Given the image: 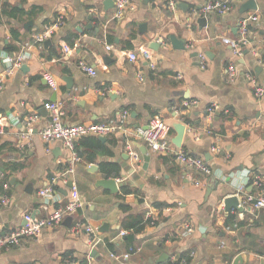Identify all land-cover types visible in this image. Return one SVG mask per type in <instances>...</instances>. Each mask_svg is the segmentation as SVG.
Wrapping results in <instances>:
<instances>
[{
  "label": "crops",
  "instance_id": "0c3cea01",
  "mask_svg": "<svg viewBox=\"0 0 264 264\" xmlns=\"http://www.w3.org/2000/svg\"><path fill=\"white\" fill-rule=\"evenodd\" d=\"M174 1L170 9L167 0H133L117 17L110 0H0V200L8 199L7 206L0 205V235L21 227L28 214L45 218L66 203L68 182L82 201L68 216V225L65 217L37 239L1 252L0 264H167L180 259L185 264H264V209L256 211L248 202L250 196L264 195V187L256 188L248 179L251 174L264 182V96L256 98L246 80L251 75L264 88V0H255L257 10L243 14L238 11L244 2H233L224 16L199 14L205 0ZM250 14L256 20L248 26V43L238 48V22ZM47 29L46 40L35 42ZM64 45L71 49L68 56ZM141 48L151 52L154 70L143 60L128 59ZM22 51L26 57L21 65L6 75L2 60ZM80 63L93 68L95 77L81 70ZM45 71L57 82V92L47 87ZM66 78L72 81L69 93ZM186 102L194 104L185 107ZM48 103L62 105L68 126L116 120L126 111L127 132L105 137L96 148L87 138L80 140V160L67 174L69 152L58 141L45 144L38 135L50 121L44 108ZM212 104L218 109L207 115ZM33 116L37 119L28 134L25 122ZM154 117L169 125L170 147L202 159L212 175L179 164L171 154L147 150L150 161L139 178L142 188L132 182L111 194L99 187L103 179H115L117 185L129 181L119 164L127 145L137 155L132 167L141 169L140 148L145 145L135 133ZM178 125L184 127L180 147L173 143ZM45 187L58 199L47 208L39 196ZM233 194L242 213L224 212L223 198ZM137 219L143 228H128ZM76 224L97 228L94 243L83 230L73 231ZM103 224L108 227L99 232ZM186 227L192 229L189 235H183ZM130 248L126 262L111 257ZM164 254L167 259L158 262Z\"/></svg>",
  "mask_w": 264,
  "mask_h": 264
},
{
  "label": "built area",
  "instance_id": "2783aa9c",
  "mask_svg": "<svg viewBox=\"0 0 264 264\" xmlns=\"http://www.w3.org/2000/svg\"><path fill=\"white\" fill-rule=\"evenodd\" d=\"M115 8V15L117 17L122 16L127 8L130 7L133 0H112ZM248 0H205L201 7L198 9L199 14L206 16L208 14H216L218 16H224L229 13L232 9L233 2H246ZM167 6L170 9L175 7L174 0H167ZM256 20L255 15H248L242 18L238 22V33L239 39L235 46L238 48L240 45H247L248 41V31L249 24ZM59 20L55 25L58 26L60 24ZM50 34V30L47 29L45 33L40 36L35 37V42L42 43L46 40L47 35ZM234 51V56H241V51L239 49ZM62 52L64 56H68L71 53V49L68 46L62 47ZM26 57V54L22 51L16 58H4L2 60L3 63L7 64L8 68L6 70V75H10L15 69H17L23 59ZM128 59L131 62H136L139 60H143L146 62L147 67L150 70H154L156 68L155 60L151 52L148 49L141 48L138 53L131 52L128 54ZM199 66L201 69L205 68V58L204 56H199ZM80 68L88 75L95 77L96 72L93 68H90L84 63H80ZM229 75L231 78L235 77V70L233 66L228 68ZM42 78L46 82L47 87L52 92H57L58 86L54 77L49 73V71H45L42 73ZM246 80L252 86L254 96L256 98H262L264 96V88L258 83L257 79L251 75L246 76ZM4 86V78H0V91ZM194 103H184L185 107H190ZM45 110L48 111L50 115V121L48 124L42 128L38 135L40 139L45 144H51L54 142H60L62 146L69 152L70 155V167L67 170V174L73 173V164L78 162L79 156L77 152V143L83 138L88 137H108L115 134H126L127 132V123L126 120L128 118V113L123 112L116 120H109L104 123H90V124H82V125H65L63 122L64 112L62 109V105L60 103H48L44 106ZM218 107L216 104L210 105L206 109L207 115L213 114L217 111ZM37 119V116H33L29 118L25 122L26 133H32V122ZM146 129H137L135 136L139 138L145 145L146 149L154 153L156 155H169L171 154L173 158L179 164L191 168L204 176H211L212 170L208 167V165L202 160L192 155L183 153L182 151L175 150L170 147L168 136L170 127L165 123V120H162L159 117L151 118L147 125ZM128 155L131 160L136 161L137 155L136 152L130 149L129 145H127ZM249 181L256 188H263L264 182L259 176H252L249 174ZM54 190L51 187H45L39 192V196L44 200V208H47V204L50 202L58 201L57 197L54 196ZM248 202L252 206L254 210L264 209V195L259 196H250L248 197ZM8 199L6 197H2L0 200L1 206H7ZM82 206V201L80 195L76 189V187H72L70 190V196L66 203L61 205L60 207L54 209L47 217L45 218H35L31 217V215H26L24 217L25 224L14 231L8 233L7 235H0V253L13 247L17 246L22 241L37 239L42 230L45 228H50L58 225L65 217L71 216L74 214L79 208ZM83 230L87 235L90 236L89 242L92 244L97 239V228H93L91 226H84L82 224H76L73 226V231L79 232ZM192 232L190 227H186L183 231V235H189ZM127 232H120V236H125ZM133 253V249H128L127 252L116 255L112 254L111 257L119 262H126ZM186 261L183 259L179 262V264H185ZM74 264V263H70Z\"/></svg>",
  "mask_w": 264,
  "mask_h": 264
},
{
  "label": "water",
  "instance_id": "95a60500",
  "mask_svg": "<svg viewBox=\"0 0 264 264\" xmlns=\"http://www.w3.org/2000/svg\"><path fill=\"white\" fill-rule=\"evenodd\" d=\"M111 3L114 5L113 1L110 0ZM149 0H143V4H146ZM257 10V5H256V2L255 0H248L246 2H244L243 4H241L239 6V13L240 14H243L245 12H248V11H256ZM200 24L204 25L206 23L205 19H201L199 21ZM31 22H28L27 23V26H31ZM142 26H140L139 30H141ZM24 28H27L26 26H24ZM6 43V42H5ZM154 48V50L156 48H158L157 44H152ZM175 47H177V45H174ZM180 49L182 50V46H180ZM198 54L197 53H194L193 54V57H197ZM109 60H104L105 63H108ZM25 65H22L21 66V70H25ZM258 71V69L256 70ZM65 82L67 83V88H68V91L67 93H69L72 89V81L70 78H66L65 79ZM147 127L145 126L144 129H146ZM176 130H177V133H178V137L177 139H175L173 141V143L177 146V147H180V139H181V136H182V133L184 131V127L183 126H176ZM97 140L99 142H101L102 144H104L106 142V138L105 137H96ZM140 153L142 154L143 156V164L141 166V169L138 171V172H135L134 168L132 167V164H131V158L130 156L128 155V153L124 154V156L122 157V159L124 160L123 164L119 163L120 164V167L123 169V171L125 172V174L129 177V181L127 182H122L121 184L117 185L116 183V180L115 179H103L101 181L98 182V186L103 188V189H106L108 190L111 194H117L119 192V189L120 188H123L125 186H129L132 182H135L136 185L140 188L141 187V183L139 182V178L144 174V172L147 170V167H148V164H149V161H150V158L149 156L147 155V149L145 147H142L140 148ZM206 160H209L206 156ZM94 169H96V167H93ZM67 188L71 189L72 188V183L71 182H68L67 184ZM60 193L62 195H66V192H61ZM209 193V189L206 191V194ZM208 196L206 195V198ZM222 204H223V209H224V212L225 213H228L230 210H235L239 213H242L244 211L243 207L240 205V202H239V199L237 197V195H230L228 197H225L223 198V201H222ZM31 217H34L33 215ZM71 222V218H67L66 219V224L68 225L69 223ZM25 224V221L23 222V225ZM22 225V226H23ZM107 224H103L102 227L99 229V232H104L106 229H107ZM95 254L94 251L91 252V257H93ZM168 256H166L165 254L161 256V258L159 259L158 262H163L165 261V259H167Z\"/></svg>",
  "mask_w": 264,
  "mask_h": 264
},
{
  "label": "trees",
  "instance_id": "16d2710c",
  "mask_svg": "<svg viewBox=\"0 0 264 264\" xmlns=\"http://www.w3.org/2000/svg\"><path fill=\"white\" fill-rule=\"evenodd\" d=\"M12 34H13V36L15 37V38H17V35H16V33L14 32V31H12ZM8 51H14V49L13 48H8L7 49ZM84 139V138H83ZM87 140H89V141H91V146L93 147V148H96V147H98L99 146V141L96 139V138H87ZM16 168H19V167H17V166H13V169L14 170H16ZM10 172H12V171H10ZM116 176H117V174H116ZM105 177H107V174L105 173ZM118 177V176H117ZM127 193V191L125 190V191H123V194H126ZM143 226H144V223L142 222V219H137L136 221H134V223H133V225H128V228L130 227V229L132 230H134V231H140L142 228H143ZM181 260H183V259H180L178 262H176V263H167V264H179V262L181 261Z\"/></svg>",
  "mask_w": 264,
  "mask_h": 264
}]
</instances>
